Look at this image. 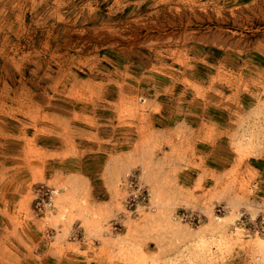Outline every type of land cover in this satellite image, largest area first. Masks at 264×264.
Wrapping results in <instances>:
<instances>
[{
	"label": "rangeland",
	"instance_id": "1",
	"mask_svg": "<svg viewBox=\"0 0 264 264\" xmlns=\"http://www.w3.org/2000/svg\"><path fill=\"white\" fill-rule=\"evenodd\" d=\"M0 264H264V0H0Z\"/></svg>",
	"mask_w": 264,
	"mask_h": 264
}]
</instances>
